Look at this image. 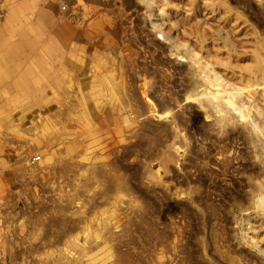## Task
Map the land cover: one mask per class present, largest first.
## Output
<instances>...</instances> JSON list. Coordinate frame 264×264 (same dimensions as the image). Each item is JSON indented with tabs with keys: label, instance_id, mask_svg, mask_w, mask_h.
Listing matches in <instances>:
<instances>
[{
	"label": "rangeland",
	"instance_id": "374dc122",
	"mask_svg": "<svg viewBox=\"0 0 264 264\" xmlns=\"http://www.w3.org/2000/svg\"><path fill=\"white\" fill-rule=\"evenodd\" d=\"M68 2L65 21L56 22L79 31L65 42L74 64L49 68L68 83L66 99L83 94L98 121L114 117L98 130L107 157L97 163L119 165L130 190L111 210L100 186L86 187L78 171L63 177L54 165L41 168L40 157L58 155L66 137L63 121L44 109L57 126L44 156L32 145L20 155L28 138H12L17 149L0 160V264H65L63 255L69 264H111L117 250L131 264H264V0ZM96 17L99 34L91 30ZM100 73L117 79L123 100L95 102ZM206 73H219L222 85ZM51 103L61 106L56 95ZM96 195L108 225L89 239L94 229L83 221ZM59 207L81 221H71L75 249L66 242L49 250L44 231L31 236L34 217ZM143 210L166 239L147 236Z\"/></svg>",
	"mask_w": 264,
	"mask_h": 264
},
{
	"label": "bare ground",
	"instance_id": "6f19581e",
	"mask_svg": "<svg viewBox=\"0 0 264 264\" xmlns=\"http://www.w3.org/2000/svg\"><path fill=\"white\" fill-rule=\"evenodd\" d=\"M145 2L151 4L153 0H145ZM69 8L68 0H0V14H3V17L0 16V160L6 159L14 152L15 140L12 138H28L20 143V148L23 149L20 155L25 152L33 153V150L37 149L39 151L37 153L44 156L41 149L51 142V133L57 126L49 124V119L42 111L52 110L56 113L55 119L63 121L66 137L60 141L57 148L58 155L40 157L41 168L54 165L57 174L63 177L68 176L71 171H78L80 175L86 177L84 183L86 187L100 186L99 195L109 201V208L113 210V207L118 206L119 209L120 202L130 190L127 174L119 170V165L109 164L107 161L102 164L103 166L97 163L107 157L104 154L106 152L104 147L101 146L106 132L103 135L98 130L116 121L114 117L98 121L92 107H88L87 98L83 94H78L72 100L66 99L68 83L60 77L59 69L49 68L51 64L57 67L62 65L65 68L74 64L73 54L66 52L65 42L69 35H72L71 40L73 38L76 40L79 31H71L65 22H56V19L65 21V14ZM152 15H155V10L152 11ZM96 18L91 30L99 34L102 19ZM44 50L48 55L53 51L52 56L48 58ZM202 71L206 72L204 66ZM206 75L213 86L222 85L223 80L219 73L210 77L208 73ZM116 80L113 75L106 76L100 73L96 76L94 83L97 87L96 89L93 87L92 89L95 90L91 91L95 102L96 98L105 95L114 96L117 102L123 100L125 90ZM229 94L235 95L232 92ZM54 95L60 100L61 106L56 107L52 103L50 105ZM55 123L59 124V122ZM76 126H78L76 130L72 129ZM50 129H52L51 133ZM156 141L153 139L151 144ZM31 145L33 150L29 151ZM27 157L28 155H24L21 160L23 158L26 160ZM1 184L0 181V189ZM71 204L73 205V202H69V206ZM90 204L95 209L93 216L83 221L84 227L94 229L93 233L88 234L89 239L96 237L99 227L105 229L108 225V220L100 217L103 213L101 205L105 203L98 204V195L91 199ZM137 206L140 205L136 204ZM148 206L150 205L146 203L144 207L149 208ZM64 211L65 208L59 207L53 215L39 214L34 217L31 236H41L44 231L45 235L42 237L49 250L62 248L55 245L66 242L70 243L73 249L77 247L73 237L75 232H78V228L76 229L72 222L81 224V221L76 218L70 220ZM146 213L145 210L139 211L140 224L146 228L147 236L154 237L158 241L166 239V234L148 227ZM109 241L111 240L105 237L106 244ZM78 251L81 254L85 252L83 248H78ZM111 255L115 256V261L111 264H131L129 253L117 250ZM61 259L65 260V264H69L70 259L65 255Z\"/></svg>",
	"mask_w": 264,
	"mask_h": 264
}]
</instances>
